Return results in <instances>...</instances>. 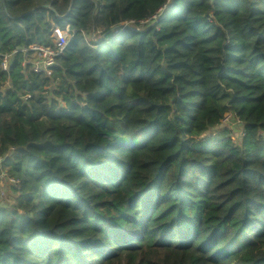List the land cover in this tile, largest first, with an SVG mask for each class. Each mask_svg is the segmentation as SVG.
<instances>
[{
	"label": "trees",
	"instance_id": "obj_1",
	"mask_svg": "<svg viewBox=\"0 0 264 264\" xmlns=\"http://www.w3.org/2000/svg\"><path fill=\"white\" fill-rule=\"evenodd\" d=\"M0 158V264H264V0H0Z\"/></svg>",
	"mask_w": 264,
	"mask_h": 264
},
{
	"label": "built area",
	"instance_id": "obj_2",
	"mask_svg": "<svg viewBox=\"0 0 264 264\" xmlns=\"http://www.w3.org/2000/svg\"><path fill=\"white\" fill-rule=\"evenodd\" d=\"M165 7L162 8L160 14L163 13ZM209 20H212V17H209ZM148 21H141V25H144ZM129 23H133V21H125L121 23V27H126ZM119 28V27H116ZM121 29V28H119ZM119 29H115L118 32ZM85 34V32H84ZM73 35V31L70 30L69 25L66 26L65 29H61L59 27H54L52 30L53 37V45L52 46H43L40 44H33L29 47L21 48L20 51L24 54L23 65H28V69L35 73H44L51 74L52 67L57 63L58 58L63 55L64 49L66 48L70 38ZM98 35V34H97ZM99 36V35H98ZM100 40L102 36H99ZM86 42L90 44L91 41L98 43L100 40L98 38L92 36H85ZM11 54L3 55L1 68L5 71L8 70L9 60ZM8 84V81H6ZM221 124L224 128L229 129L232 133L236 131L237 128L239 130L234 133V137L239 139L240 137L245 135L244 123L242 119L238 116V114L234 111H227L222 120ZM215 131H211L209 135H214ZM2 160V158H0ZM5 182H9L13 186H18L20 181L7 173V170L2 171L0 173V184Z\"/></svg>",
	"mask_w": 264,
	"mask_h": 264
},
{
	"label": "rangeland",
	"instance_id": "obj_3",
	"mask_svg": "<svg viewBox=\"0 0 264 264\" xmlns=\"http://www.w3.org/2000/svg\"><path fill=\"white\" fill-rule=\"evenodd\" d=\"M129 25L132 26L133 24L129 23ZM89 34L90 36L98 38V40H100L99 36L97 35V32H91ZM17 196L18 193L15 192L12 184H10L9 182H2L0 184V207H10L12 204H14V201L16 200Z\"/></svg>",
	"mask_w": 264,
	"mask_h": 264
}]
</instances>
